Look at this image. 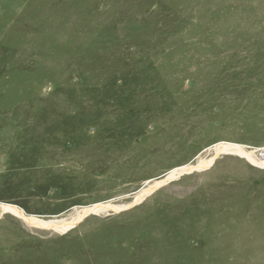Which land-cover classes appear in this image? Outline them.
<instances>
[{
    "label": "rangeland",
    "instance_id": "1",
    "mask_svg": "<svg viewBox=\"0 0 264 264\" xmlns=\"http://www.w3.org/2000/svg\"><path fill=\"white\" fill-rule=\"evenodd\" d=\"M220 142L264 161V0H0L1 203L129 205ZM0 264H264V165L221 153L64 233L3 214Z\"/></svg>",
    "mask_w": 264,
    "mask_h": 264
},
{
    "label": "bare ground",
    "instance_id": "2",
    "mask_svg": "<svg viewBox=\"0 0 264 264\" xmlns=\"http://www.w3.org/2000/svg\"><path fill=\"white\" fill-rule=\"evenodd\" d=\"M212 148L214 150V155L211 158L207 160L198 159L193 164L188 163L170 170L167 173L166 178H160L154 181L145 182L144 186L137 192L136 196L134 197L133 203L129 205H116L111 202H100V203L90 204L88 206L77 207L74 209L73 214H71L68 218L56 217L51 219L48 218L43 219L35 215L27 214L21 207L17 205L0 202V216L6 213H10L22 218L29 225H35L39 228H44V229H49V230H54L56 232L64 233L67 230L76 226L79 222H81L83 219H85L87 216L91 214H96V215L100 213L105 214L111 211L118 212L121 210H125L126 208H129V206L139 203L148 194L153 192L158 187L162 186L165 182L175 178L176 176L184 173H190L194 170H199L209 166L210 164H212L213 160L221 153L229 152V153L239 154L241 156H246L254 163H258L259 165H264V161L256 162V159L254 160L253 158H251L252 156H250V154L244 150V146L237 143L220 142L213 145Z\"/></svg>",
    "mask_w": 264,
    "mask_h": 264
}]
</instances>
